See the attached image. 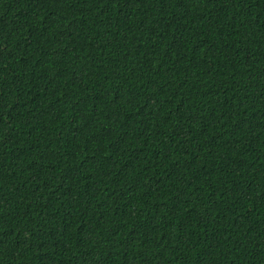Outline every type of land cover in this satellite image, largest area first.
<instances>
[{"label": "trees", "instance_id": "1", "mask_svg": "<svg viewBox=\"0 0 264 264\" xmlns=\"http://www.w3.org/2000/svg\"><path fill=\"white\" fill-rule=\"evenodd\" d=\"M0 264H264V0H0Z\"/></svg>", "mask_w": 264, "mask_h": 264}]
</instances>
